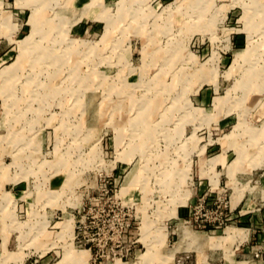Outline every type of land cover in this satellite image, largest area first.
Returning <instances> with one entry per match:
<instances>
[{
  "label": "rangeland",
  "instance_id": "374dc122",
  "mask_svg": "<svg viewBox=\"0 0 264 264\" xmlns=\"http://www.w3.org/2000/svg\"><path fill=\"white\" fill-rule=\"evenodd\" d=\"M263 189L264 0H0V264H264Z\"/></svg>",
  "mask_w": 264,
  "mask_h": 264
},
{
  "label": "crops",
  "instance_id": "0c3cea01",
  "mask_svg": "<svg viewBox=\"0 0 264 264\" xmlns=\"http://www.w3.org/2000/svg\"><path fill=\"white\" fill-rule=\"evenodd\" d=\"M219 155H222V154H219ZM218 155V156H219ZM225 168V167H224ZM225 172H226V169H225ZM230 177V176H229ZM261 197L263 198V200H264V197H263V195H264V189L263 190H261ZM261 207H259L258 209H257V211H258V213L256 212V213H253V214H257V215H259V213H260V211H261V213H263L262 214V217L264 218V209H262V205H260ZM250 211H247V213H249ZM248 216V215H247ZM255 232V231H254ZM248 235L249 234H247L246 236L248 237ZM250 237H248L247 239L245 238V242H246V244H247V246H246V248H244V250H247V251H249L250 252V255L253 257V255H252V250H254V249H259V248H264V228H261V227H259V230H257V232H256V234H253V236H252V238H250ZM249 239V240H248ZM255 240V241H252V240ZM244 240V239H243ZM242 240V241H243ZM238 242H241V241H238ZM251 243H254V244H251ZM254 259V258H253ZM257 263H259V261H257ZM260 264V263H259Z\"/></svg>",
  "mask_w": 264,
  "mask_h": 264
},
{
  "label": "built area",
  "instance_id": "2783aa9c",
  "mask_svg": "<svg viewBox=\"0 0 264 264\" xmlns=\"http://www.w3.org/2000/svg\"><path fill=\"white\" fill-rule=\"evenodd\" d=\"M263 253H264V248L263 249L262 248H259V249L257 248V249L252 250L253 258H255V259H262V257H263L262 254Z\"/></svg>",
  "mask_w": 264,
  "mask_h": 264
},
{
  "label": "bare ground",
  "instance_id": "6f19581e",
  "mask_svg": "<svg viewBox=\"0 0 264 264\" xmlns=\"http://www.w3.org/2000/svg\"><path fill=\"white\" fill-rule=\"evenodd\" d=\"M127 2H129V0H127ZM125 3H123V5H124ZM36 18V17H35ZM35 27V26H34ZM36 28V27H35ZM23 45H28V44H30L31 43V39H30V37H27L25 40H23ZM130 183V182H129ZM125 185H128V180L126 181V183H125ZM181 231H183L184 232V234H187V230L185 229V228H183ZM189 233V232H188ZM195 234V233H194ZM194 236V235H193ZM196 236H198V235H196ZM197 238V237H196ZM195 240V239H194Z\"/></svg>",
  "mask_w": 264,
  "mask_h": 264
}]
</instances>
